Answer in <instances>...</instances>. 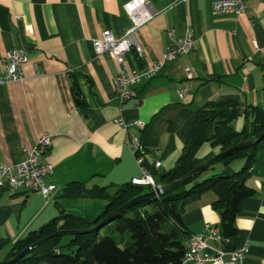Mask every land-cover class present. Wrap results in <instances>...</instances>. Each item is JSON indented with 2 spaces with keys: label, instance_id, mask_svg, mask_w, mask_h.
Listing matches in <instances>:
<instances>
[{
  "label": "crops",
  "instance_id": "crops-1",
  "mask_svg": "<svg viewBox=\"0 0 264 264\" xmlns=\"http://www.w3.org/2000/svg\"><path fill=\"white\" fill-rule=\"evenodd\" d=\"M128 1L0 0V79L1 59L8 51L22 48L28 55L22 66L24 82L0 85V163L21 162L23 146L32 147L49 135L51 147L41 161L53 167L47 182L57 189L46 202L35 191L0 187V261L30 233H39L54 220L57 229L63 226L61 215L92 226L107 202L84 192L98 187L113 194L139 175L125 143L129 134L140 136L145 164L159 177L174 168L197 111L207 103L264 108V0L248 1L239 16L213 14L215 0H149L160 14L136 35L142 56L131 54L128 60L139 68L161 61L169 44L168 28L179 35L191 27L194 48L134 86V96L121 104L113 86L117 65L109 54L97 56L92 41L103 31L116 38L124 35L131 26L123 11ZM184 87L188 91L180 94ZM77 91L81 105L75 104ZM137 120L145 123L143 131L131 126ZM246 125L241 115L231 127L240 133ZM247 129L251 134L252 127ZM217 153L204 144L195 161L203 163ZM234 171L231 163H218L203 178ZM246 185L253 195L240 202L237 235L226 246L244 247V264H264V148L255 155ZM72 187L83 191L75 196ZM62 188L64 196L58 199ZM215 200L211 190L183 206L186 241L206 224L220 231Z\"/></svg>",
  "mask_w": 264,
  "mask_h": 264
},
{
  "label": "trees",
  "instance_id": "trees-1",
  "mask_svg": "<svg viewBox=\"0 0 264 264\" xmlns=\"http://www.w3.org/2000/svg\"><path fill=\"white\" fill-rule=\"evenodd\" d=\"M242 108L238 103H207L199 109L174 168L159 177L153 174L156 184L158 181L162 185L172 183L200 165L201 163L195 159L204 144L208 143L221 153L238 141L263 132L264 108L250 106ZM241 115L244 116L247 125L237 133L231 124ZM248 126L252 127L251 134L248 133ZM260 148H264V139L218 162L228 166L231 160L244 158L243 167L232 175L212 173L206 178H201L213 168V165L167 194L145 201L120 214L113 222L102 228L106 229L104 233H100L101 229L87 235L71 236L65 246L58 241L60 237L47 240L15 264H180L188 238L181 220L183 206L212 190L216 195L212 205L220 217V233L227 240L235 237L237 235L235 218L239 204L243 199L253 195L246 181ZM72 191L76 196L83 189L72 187ZM150 191V188L128 184L113 194L107 193L105 188L98 187L84 192L92 198L107 202L106 210L92 225L99 223L131 199ZM135 208L144 210H136L132 217H128L127 214ZM59 219L64 220L63 226L57 229L54 220L44 226L39 233H30L24 240L14 244L6 260L49 234L60 230H83L91 227L70 215H61ZM106 232L129 233L131 242L119 244ZM66 247L67 251L64 250Z\"/></svg>",
  "mask_w": 264,
  "mask_h": 264
},
{
  "label": "built area",
  "instance_id": "built-area-1",
  "mask_svg": "<svg viewBox=\"0 0 264 264\" xmlns=\"http://www.w3.org/2000/svg\"><path fill=\"white\" fill-rule=\"evenodd\" d=\"M179 1L185 3L188 0ZM248 1L253 0H215L212 3L211 10L215 15L233 14L239 16L246 12ZM123 11L130 20L131 26L122 37L116 38L110 31H103L99 39L92 41L97 56L109 54L117 65V75L114 78L113 86L121 104L134 96L132 91L134 86L157 76L163 64L189 54L194 48L195 41L193 30L189 26L179 35H176L172 28H168L166 32L169 44L162 55L161 61L139 68L128 60L131 54L140 58L143 53L136 35L141 28L160 13L153 8L149 0H129L123 5ZM27 61L28 55L25 49L8 51L5 57L1 59L4 76L0 79V85L24 82L25 77L22 66ZM34 69L36 74L39 75L37 63L34 64ZM187 91L188 89L184 87L179 93L184 94ZM122 126L127 131L128 126L123 123ZM131 126L139 131L145 129V123L139 120L134 121ZM125 143L134 155L139 167V175L132 178L130 184L154 190L158 185L145 164L144 149L140 136L137 133H131ZM50 147L51 137L44 135L37 140L36 145L22 147L23 157L21 162L14 165L0 163V187L6 186L12 191L17 189L35 191L40 193L46 202L52 200L57 189L54 184L47 182V178L52 176L53 167L41 161V158ZM160 165L158 161L154 163L156 169ZM208 241L213 242L215 246L210 247L207 244ZM228 241L222 237L217 227L206 224L201 233L190 235L180 264H244L245 248H229L226 246Z\"/></svg>",
  "mask_w": 264,
  "mask_h": 264
},
{
  "label": "water",
  "instance_id": "water-1",
  "mask_svg": "<svg viewBox=\"0 0 264 264\" xmlns=\"http://www.w3.org/2000/svg\"><path fill=\"white\" fill-rule=\"evenodd\" d=\"M75 104L81 105L82 100L79 97L78 91L75 92ZM264 139V131L261 132L258 135L252 136L248 139L240 140L237 143H235L230 148L226 149L225 151L209 158L208 160L204 161L200 165H198L196 168L188 172L187 174L183 175L179 179L175 180L172 183L166 184V185H158L154 190H151L150 192L143 193L141 195H138L137 197L131 199L126 204L122 205L118 209L111 212L107 217H105L103 220H101L99 223L92 225L91 227L83 230H60L55 233L49 234L47 236H44L37 240L35 243H33L31 246L26 247L25 249L21 250L19 253H17L15 256H13L10 259L0 261V264H15L17 261L24 258L26 255H28L34 248L38 247L42 243L46 242L47 240L62 237V236H78V235H87L93 232L100 231L103 227L113 222L120 214H123L124 212L130 210L131 208L144 203L145 201L152 200L155 198H159L164 194H167L168 192L172 191L176 187L180 186L181 184L185 183L192 177L196 176L200 172L205 171L209 167L215 165L216 163L220 162L224 158L230 156L231 154L241 151L244 149H247L249 147H252L253 145L261 142ZM64 196V188L61 189V192L57 196V198H62Z\"/></svg>",
  "mask_w": 264,
  "mask_h": 264
},
{
  "label": "rangeland",
  "instance_id": "rangeland-1",
  "mask_svg": "<svg viewBox=\"0 0 264 264\" xmlns=\"http://www.w3.org/2000/svg\"><path fill=\"white\" fill-rule=\"evenodd\" d=\"M233 126L235 127V124ZM217 154H219V153H217ZM244 164H245L244 158H236V159L231 160V167L235 170L234 173L238 172L243 167ZM216 165H214V166H216ZM209 171H211V170H209ZM205 175L206 174H203L202 178ZM136 210H138V208H135L134 210L130 211L127 214V216L132 217ZM105 231H106V229H102L101 233H104ZM106 234L108 236H111L119 244H128L131 242V236L129 233H125V234L113 233V234H110V232H106ZM69 239H71V236H62L59 238L58 241H60L61 245L65 246L69 242ZM64 250L67 251L68 248L66 247V249H64Z\"/></svg>",
  "mask_w": 264,
  "mask_h": 264
}]
</instances>
